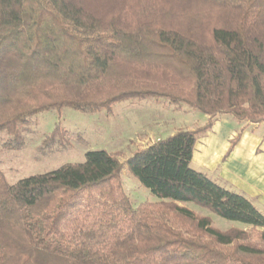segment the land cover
<instances>
[{"label":"trees","instance_id":"1","mask_svg":"<svg viewBox=\"0 0 264 264\" xmlns=\"http://www.w3.org/2000/svg\"><path fill=\"white\" fill-rule=\"evenodd\" d=\"M146 98L209 119L125 165L91 150L16 184L0 170V264H264V214L191 168L218 116L264 124V0H0L3 150L37 113ZM125 167L157 202L133 206ZM187 203L245 229L221 231Z\"/></svg>","mask_w":264,"mask_h":264},{"label":"rangeland","instance_id":"2","mask_svg":"<svg viewBox=\"0 0 264 264\" xmlns=\"http://www.w3.org/2000/svg\"><path fill=\"white\" fill-rule=\"evenodd\" d=\"M207 121L200 112L186 104L176 105L157 98L123 100L93 114L71 108L40 112L24 126L20 148L3 150L8 138L0 134V170L9 184H16L22 179L50 173L67 164L83 163L85 154L91 150H106L125 165L137 150L179 130L201 128ZM56 128H59L56 142L46 144L45 140ZM230 128L227 124V128L214 138V150L217 152L223 150ZM257 132H264V127ZM122 182L133 206L158 201L126 167L122 171ZM182 205L199 217H209L213 227L221 231L245 229L242 224L223 219L194 203Z\"/></svg>","mask_w":264,"mask_h":264},{"label":"crops","instance_id":"3","mask_svg":"<svg viewBox=\"0 0 264 264\" xmlns=\"http://www.w3.org/2000/svg\"><path fill=\"white\" fill-rule=\"evenodd\" d=\"M227 124L232 127L231 132L226 135L223 150L217 152L214 138L227 128ZM262 127L264 124L238 123L229 115L218 116L212 129L196 142L191 168L211 176L219 185L245 195L264 214V132H257ZM238 131L240 138L229 153L231 141Z\"/></svg>","mask_w":264,"mask_h":264}]
</instances>
